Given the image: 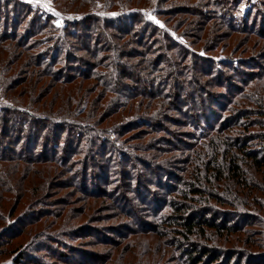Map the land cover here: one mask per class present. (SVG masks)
I'll list each match as a JSON object with an SVG mask.
<instances>
[{
  "label": "trees",
  "instance_id": "1",
  "mask_svg": "<svg viewBox=\"0 0 264 264\" xmlns=\"http://www.w3.org/2000/svg\"><path fill=\"white\" fill-rule=\"evenodd\" d=\"M61 1L62 7L59 8L64 14L71 12L82 18L60 28L49 16L37 19L32 27L36 34L51 38L49 41H74L76 51L66 50L61 52L62 55L59 51L51 55L38 51L39 43L19 39L18 25L17 64L16 59L9 61L14 53L6 50V54H2L0 51L1 72L9 71L10 64L17 66L16 75L0 74V82L6 85L4 93L13 102L12 106L0 108V256L9 252L14 254L15 264L24 263L30 256L24 250L35 245L36 251L47 248L56 264H157L160 256L171 264H264V237L255 238L256 233L252 231L253 227L258 225L263 228L264 224L258 214H264V149L260 151L252 146L256 139L262 140L261 145H264V129L256 130L258 134L243 131V135L236 138L227 132L233 126H249L245 118H263L264 111L256 110H262L260 107L264 108V103L250 114L239 111L254 95L245 96L242 88L238 89L239 93L233 91L235 93L227 96L210 95L217 87H225L222 78L206 79L211 74L202 68L204 66H193L184 72V68L179 66V57L171 61L170 57L165 59L164 55H155L156 49L145 43L151 31H160L167 35V40H173L175 36L158 25L147 23L142 9L166 4L168 0H96L104 7L120 11L114 18L90 14L95 13L96 3L93 0ZM190 1L178 3L181 4L179 7L192 8L175 9L173 12L179 15L177 19L184 15L195 18V15L201 14L198 6L211 4L201 5L204 0H198L190 5ZM125 9L131 12L121 15ZM17 13L25 16L23 10L17 9ZM198 20L195 26L199 40L210 37L212 30L205 29L209 18L204 16ZM172 28L180 30L181 27L172 25ZM10 36L16 38L15 34ZM176 44L183 46L181 42ZM164 60H170V74L174 75L169 100L180 102L184 111L186 100L200 105L204 102L203 97L208 96L221 105V111L209 113L210 124L208 117H203L205 126L199 124V129L194 127L196 131L206 133V137L197 139L191 148L187 146L190 152L184 159L180 184L170 185L173 197L163 202L153 198L149 204L154 203V213L149 215V220L141 226L138 221V225L129 227L123 238L116 241L103 235L105 231L98 224L109 219V215L92 221L91 216H87L93 202H101V207L106 203L115 205L117 211L114 212L120 211L124 218L130 219L132 206L127 200L128 192L133 191L146 203L149 202V195L141 191L142 183L137 182V173L129 169L131 162L136 160L133 149L124 146L125 150L119 153L120 158L116 160L120 165V179L119 183L112 185L113 158H107L109 150L105 147L106 143L102 141L95 145L94 142H100L107 130L115 127L118 128L116 139L111 141L117 143L120 138H125L122 132L139 128L143 135L149 128L160 132L174 125L169 121H162V124L149 121L150 107H143L142 104L136 105V108L143 111L136 112L135 118L127 125L120 126L119 122L101 125L103 117L124 116L128 110H134L130 105L132 96L127 93L133 90L131 82L135 81L140 87V83L145 85L148 82L149 75L164 73L165 70L158 65ZM4 64L6 66H2ZM218 75L223 77L221 73ZM147 87H151L150 84ZM136 92L144 96L163 97L165 94L164 89L159 87L140 92L136 89ZM230 104L236 117L229 114L228 117L222 115L217 118L226 112ZM226 118L227 123L223 125ZM177 120V127L188 124L186 120ZM252 125L262 127L259 123ZM89 130L95 133V140L89 135ZM196 131L195 135L198 134ZM142 135H135L132 140H138ZM88 143L97 147L96 155L85 150ZM248 160L254 171L245 167ZM88 164L99 167L97 177L89 176ZM42 174L71 181L70 187L81 188L86 201L76 208L72 203L54 202L47 204L49 209L35 211L30 208L17 216V206L28 190L24 188V183L31 186L29 189L38 190ZM257 176L260 179H256ZM79 179L81 184L77 183ZM66 181H63L64 185L62 181L59 184L67 190L69 185ZM88 181H91L90 186L85 185ZM223 181L228 183L229 188H222ZM116 187L118 193L112 192ZM44 196L34 190L30 202H40ZM52 206L57 207L54 210ZM65 206L71 207L67 221L58 222L57 218L48 221L59 208ZM72 214L79 216L78 232L72 231L73 226L77 227L70 222ZM55 216L60 217L61 214L56 213ZM258 234L262 236L263 230ZM60 236L67 240L63 241ZM76 238L83 239L85 246L79 241L75 242V246ZM14 242L13 247L5 249ZM37 242H45V245ZM95 247H108L105 261L94 251H89ZM151 250L155 251V255L149 257ZM28 261L31 264L43 263L35 256Z\"/></svg>",
  "mask_w": 264,
  "mask_h": 264
},
{
  "label": "rangeland",
  "instance_id": "2",
  "mask_svg": "<svg viewBox=\"0 0 264 264\" xmlns=\"http://www.w3.org/2000/svg\"><path fill=\"white\" fill-rule=\"evenodd\" d=\"M60 1L61 0H39V3H37L36 0H0V51H2V54H6V50H8L11 54L14 53L15 56L13 55L10 57V62H13L16 59L17 64V25L19 26V39L23 38L28 40L29 43H39V47L37 48L38 51L49 55L57 51H59L61 55V52L65 53L66 50L76 51L75 47L77 45L74 47V41L70 40L69 43H65L62 40L60 43H55L54 41H49L51 38H46L44 34H36L37 32L32 27V23L37 19H46L49 16L54 18V23L60 28L66 27L69 22H74L76 19L78 21V19L82 18L81 15L71 12L64 14L59 8L62 7V4H60L62 1ZM197 1L198 0H191L190 5L196 4ZM93 3H96L95 13L90 14L104 18H114L120 12L118 10L111 9L110 7H104L96 0H93ZM178 3H183V0H168L166 4L160 3L156 6L152 5L150 8L145 7L142 9V14L144 15V19L147 23H150L152 26L153 24L158 25L168 31L171 35L175 36L173 40H167V35L158 30H153L145 38L147 39L145 43H148V46L156 49L155 55H164L165 59L170 57L171 61H174L175 57H179V66L184 68V72H188L193 66H204L202 68L206 69V72L211 74V76L206 79H213L214 77L218 79L222 78L224 81L222 85H225V87H217L215 90H212L210 95L227 96L235 93L233 91L239 93V88L243 89V93H245V96L247 97H253L254 95V98L247 101L245 106L239 108V111L244 110L249 114L254 112L256 107H259V105L264 103V34H261L262 31L264 32V0H204L201 5H206L208 3L211 4L207 7L198 6L200 7L201 14L195 15V18L184 15L181 19H177L179 15H175L176 13L173 11L177 8L190 9L192 7H179L181 4ZM49 7L54 9V11H49ZM17 9L18 11L23 10L25 16H20V14L17 13ZM169 11L172 13L168 15L167 13ZM129 12L131 11L125 9L121 15ZM56 13H59V15H56ZM26 16L28 18H26ZM204 16L209 18V21L206 22L207 25L205 26V29H211L212 34H210L211 36L208 38L205 37L204 39L199 40L195 25L199 23L200 20L198 19ZM151 17H154L155 19H152ZM183 20L186 21L183 22ZM156 21H159V23H156ZM172 25H176L181 28L180 30H174ZM186 28H188V30H186ZM59 32L62 33L61 31ZM13 34H15L16 38L10 36ZM203 34H205V32L201 35ZM33 39L36 40L33 41ZM155 42H157L159 46ZM176 42L183 43V46H177ZM245 42L247 43L242 46ZM170 46L172 47L171 49H169ZM2 58L7 59V57ZM169 62L164 60L158 64L162 67L160 69H164L165 72L162 74L156 72L153 75H149V80L145 83V85L140 83V87H138V83L135 81L131 82L134 84L132 87L133 90L127 93H130L132 96V102L130 105L134 107L133 111L128 110L124 116L117 114L112 117L108 116L106 119L103 117L102 119L104 121L101 125L107 126L115 122H119L120 126L127 125L129 121L135 118L136 112L139 110L143 111L142 108H136V105L138 104L144 105L143 107H150L151 116L149 117V121L161 124L162 121H169L174 122V125L169 126V128H167L168 130L160 132H153L149 128V130L145 131L143 135L141 134L142 132L138 131L139 128L131 132H122V137L125 138H120L117 143L111 141V139H116L115 135L118 128L115 127L107 130L106 136L102 137L100 142H94L95 145L100 144L102 141L106 143L105 147L109 150L107 158H113L112 163L115 164V166L113 167L114 176L112 182L114 184L112 185L119 183L120 179V174L118 172L120 165L119 161L116 160L120 158V156H118L119 153L121 150H125L124 146L127 148L129 146L133 149V156L136 157V160H134L133 163L131 162L129 169L132 173H137V182L140 181L142 183L141 191L143 192L144 190V192L149 195V202L146 203L143 198L137 196V194L135 195L133 191L128 192L127 200L131 201L132 206V218L130 219L124 218V215H122L120 211L114 212L115 210L117 211L115 205L106 203L105 206L101 207V202H93L92 209L87 216H91L90 221H92L109 215V219L102 220L101 222H98V224L105 231L103 235L116 241L123 238L124 234L129 231V227L138 225V221H140L141 226L144 222L146 223V221L149 220V215L154 213V203L151 204L152 207L149 204L153 201V198L163 202L165 199L173 197L174 194L171 196L172 193L170 192V185L177 186L180 184L179 180L183 177L182 168L185 166L184 159L190 152L188 151L187 146L191 148L190 146L192 143L194 144L197 139L206 137V133H200L201 131H196L194 127H198L199 124H202L204 127L206 120H204V123L202 119L205 117L207 118L209 113L212 111L216 113L221 111V105H217L215 101H211L208 96L203 97L204 102L200 105L199 103L197 105L190 104V100H186L188 104L184 103L186 105L184 106V111L183 108L181 110L180 102L176 103L169 100L168 96L173 92L171 86L174 81V75L170 74L172 70L168 64ZM2 66L6 65L4 64ZM16 68V65L10 64L8 68L9 71H0V74L3 76H10L13 74L16 75ZM219 73L223 74V77L219 76ZM149 84L151 87H147ZM5 86L6 85L0 82V108L8 105L12 106L13 104V102L4 93ZM157 87L164 89L165 94H163V97H161V95L144 96L143 94L136 92V89L140 92V90L148 91L149 88L156 89ZM166 87L167 89H165ZM232 107L233 106L230 104L227 107L226 112H224V114H219L217 118H220L222 115L228 117L229 114L235 116L233 110L231 109ZM260 108L262 110L256 111H264L263 107ZM177 119H180V121L186 120L188 121V124L177 127ZM245 119V122L249 124L250 128L247 124H244L241 128L233 126L227 130V132L232 133L236 138L241 137L243 135L241 133H244L243 131L248 133L250 132L251 134H258V131L256 130L264 129V117L259 119H256L255 117H248ZM207 120L210 124L211 122L209 117ZM226 120L227 118L223 121V125L227 123ZM252 123H259L262 127L259 128L256 125H252ZM195 131L198 133L197 135H195ZM89 135L92 136L93 140L96 139L95 133L91 130H89ZM135 135H142V138L132 140ZM260 141L262 140H254L252 142V146L260 151H263L264 145H261ZM96 149L97 147L93 146L91 143H88L85 146V150L87 152L90 151L91 155L97 154ZM4 150L5 149L3 148V151ZM82 156L84 158L86 155L83 154ZM245 163V167H247L250 171H254L251 170L254 168H251V162L249 160ZM84 164L87 167V163ZM88 165L90 166L87 169L88 173H90L89 176L93 178L96 174L98 175L100 171L99 167H93V164ZM91 169L93 170L91 171ZM186 176L187 174L184 175V177ZM256 179H260V177L257 176ZM95 180L98 181L97 179ZM60 181L63 183V181L66 180L42 174V181L38 190L36 188L29 189L31 186H29L28 183H24V188L28 190L24 199H22L20 204L17 206V216L18 213L21 214L23 211L25 213V211L30 208L35 211L38 209H49L47 204L54 202H57V204L72 203V206L75 208L84 204L86 198L83 196L84 192L81 191V188L76 187V189H74L73 187H70L72 182L66 181L69 185L66 190L61 187L62 185L59 184ZM77 183L81 184V180L79 179ZM90 183L91 181H88L85 185L90 186ZM221 186L223 189L224 187L229 188L228 183L225 181L222 182ZM135 188H139V186H135ZM34 190L40 193V195H45L40 202H30ZM117 190L118 187H116L112 192L118 193ZM221 192L224 193L223 190ZM120 195L121 194L118 196ZM62 196H65V198ZM115 196L118 197L117 195ZM56 207L57 206H52V209L55 210ZM70 210V206L59 208L56 213L61 214V216L56 217L55 213L48 219V221H55L56 218L58 219V222L62 220L64 221L65 219L67 221V218L70 216ZM258 214L260 215V219L264 222L263 212ZM78 217L79 216L72 214L73 219L70 222L77 224V227L73 226V232L79 231ZM43 222L44 219L42 218L41 223L43 224ZM257 226L252 228V231L256 233L254 234L255 238L264 237V224L263 228ZM1 230L3 232L4 228ZM262 230L263 235L261 236L258 233H261ZM59 238L63 241L67 240L62 236ZM39 240L42 239L39 238ZM77 241H79L78 243H81V245L85 246L83 239L80 238L79 240L77 238L75 239V246H77V244H75ZM15 243L16 242L10 246H5V249L13 247ZM39 244L45 245V242ZM222 245L225 246L227 244ZM42 249L43 250L41 251H36L35 245L31 248H27V250L24 251L30 253L29 258L24 263L17 264H31L28 260L30 258L33 259L34 256L40 258L43 262L41 264H56L52 259V256L49 255L50 253L46 250L47 248ZM108 250V247H95L89 249L91 252L94 251L97 256L103 257L104 261L107 258L106 255H108ZM168 250H171V248H168ZM163 251L165 252V249H163ZM10 254L11 253L7 252L5 256H0V264H15L13 262L14 254ZM154 255L155 251L151 250L149 257ZM175 255L178 254L175 253ZM104 264L109 263L105 262ZM157 264H171V262L168 260L163 261L162 256H160Z\"/></svg>",
  "mask_w": 264,
  "mask_h": 264
},
{
  "label": "snow or ice",
  "instance_id": "3",
  "mask_svg": "<svg viewBox=\"0 0 264 264\" xmlns=\"http://www.w3.org/2000/svg\"><path fill=\"white\" fill-rule=\"evenodd\" d=\"M37 3H39V0H36ZM49 11H54V9L48 8ZM56 15H59V13H56ZM152 19H155L154 17H151ZM156 23H159V21H156ZM162 26V25H161Z\"/></svg>",
  "mask_w": 264,
  "mask_h": 264
}]
</instances>
